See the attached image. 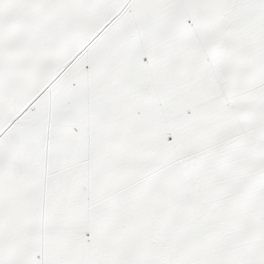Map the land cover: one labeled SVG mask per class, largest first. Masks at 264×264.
<instances>
[{"label":"rangeland","instance_id":"obj_1","mask_svg":"<svg viewBox=\"0 0 264 264\" xmlns=\"http://www.w3.org/2000/svg\"><path fill=\"white\" fill-rule=\"evenodd\" d=\"M130 1L108 0L105 3L106 5H100L98 0H90V7L93 10L108 9L113 13L125 15L127 23L123 27H128L126 31L131 38V46L141 45L138 36L139 29L132 16ZM178 2L188 19V23H192L193 26L195 25L196 30H198V19L191 17L190 4L188 2L185 4L184 0H178ZM236 3L237 0H233L234 7ZM0 4V32L1 35L3 34L0 37L6 38H2L3 41L5 40L4 42L0 39V43H4V45L1 43L0 46L1 48L4 46L6 50L11 49H9L10 52L5 51L4 47L0 50V226L9 227V229L13 227L15 230L17 229L16 227H19V229L22 228L25 235H28L29 231H33L37 225L40 193L43 185H45V175L48 173V170L42 169V162L47 160L46 158H49L50 153H55V149L52 150L51 147L54 141L50 143L49 141L50 139H56V135H54V133H57L56 127L62 125L60 129L61 134L69 131L66 130L67 127L75 134V132L80 130V126L83 125L84 128L88 126V113L86 114L87 117H85V113L80 112L81 99L76 96V91L81 89L80 85L86 79L84 81H76L69 77L97 76L98 71L91 72L89 69L90 61L87 48L99 33L91 37H85L83 41L76 43L72 39L62 38L61 35L64 36V29L55 21L49 22L47 20L48 16H42L45 13L46 6L49 5L62 6L65 4L66 6H73L76 9H83L85 11L86 0H1ZM206 4L212 8L214 7L212 10L214 20L217 19L219 21L220 15L225 16L222 7L214 6L210 0H206ZM207 15H201V20H204ZM59 22L62 24L61 21ZM56 26L60 27V29ZM219 27L218 37L223 38V33L227 30L222 25ZM237 33L240 40L242 34L240 31ZM17 41L20 42V45ZM199 42L202 49L204 48L203 52L206 54L205 56L210 58L213 70L215 71L216 86L214 89L219 91L222 96L221 98L227 103V112L234 113L235 116L232 115V117H235L240 129L232 130L230 127L224 128L225 120L230 117L216 123L214 122L215 120H209V114L203 118L205 120V130L193 129L190 128L193 126V122H195L192 115L188 118L185 117L183 124L184 139L185 141L190 140V144H186L183 149L184 155L181 156L177 154L181 151L182 146L180 145L176 148V151L178 150L176 154L175 145L174 147L172 145L174 140L173 135L169 132L170 127L166 128L164 130L165 136L162 137L164 139L160 145L163 148L168 147L169 162L163 164V167L157 168L155 175L150 178L147 177L148 179H141L138 186L141 187L142 192L146 191L147 195H143L140 204L131 207H136L135 212L142 213L150 224H147L146 227L138 225L136 229L133 226V230L131 228L128 229L126 237L130 239L131 243L129 250L128 248L120 247L118 242L117 244L115 243L119 245L117 247L111 241V243H105L107 244L106 250L110 254V257L103 259L101 264H144L143 259L133 257L134 251L137 249L142 250L146 244L144 241H138L134 238L135 233L140 234L142 232L141 228L143 230L151 228L154 237L157 234H161L160 237L162 238L160 242H152L149 235L144 236L147 238L148 247L155 245L158 248L162 247V249L168 250L199 244L201 248L200 252L197 251L193 254L192 252H188L187 249L185 251H178L174 255L175 257L167 254L164 255V253V257L155 258L153 264H176L177 261H182L183 257L185 262L191 263L195 259L197 260L199 256L202 257L204 255L206 247L204 246V240L209 235L216 234L217 229L225 230L226 225L230 227L231 222V225L235 228L241 225V220L247 222L251 220L255 221L258 217L264 219V169L261 167V161L264 159V144L256 131L257 124L252 119V115H256L257 112L261 115L264 113V77H258V71L251 65L252 63L254 64L251 58L248 64H243L246 68L243 66L240 72L224 71L225 69L217 61L219 56L224 55V50L220 49V54H216L213 49L206 51V40L203 39L201 41L199 37ZM18 45L20 48H17V51L22 56L19 55L16 58V50H14L15 53L11 51ZM28 50L38 53L37 56L34 53L36 59L34 61L30 60L32 62H29V59L25 61L27 59L24 54H28ZM20 51H24V54ZM48 53H51L52 56ZM6 54H8L7 57ZM9 56L13 58H9ZM3 59L7 60L4 61ZM35 60L39 62L38 65ZM20 62L23 67L20 65ZM33 66H35V69ZM39 66H42L44 71ZM149 66L154 69V65L149 64ZM12 68L15 69L13 73ZM184 70H187V67ZM35 72L39 74H35ZM196 72L180 76L181 79H178V73H175L169 77L170 79L165 84H161L163 86L161 90H167L170 97L171 95H175L177 91L183 92L184 88L182 85H177V81L190 80V77L194 79L195 77L192 76ZM80 74L83 75L80 76ZM150 75L151 73L145 79L146 89H148L146 93L149 92L147 85L150 82ZM188 75L190 77H187ZM218 77H227V79L219 80ZM104 82H106V79H104ZM224 83H229V90L225 89ZM103 84L102 82L101 88H106L107 90L111 88ZM97 88L99 87L94 86L89 91L90 94H93L92 97L98 93H102ZM150 88L152 91L149 95V100L144 104L145 106L141 109V112L145 109L152 112L156 108H160V102L158 103L160 99L156 95V90H160V87L153 88L151 81ZM143 99L137 98L140 101ZM256 103L257 106L253 109ZM137 111L140 112L139 109ZM183 111L191 113L192 106L188 105ZM152 114L157 113L153 111ZM171 117L176 118V113L172 116H167V119L169 120ZM161 122L164 121L155 119L154 122L148 123L147 128H151L153 125ZM216 125L219 126L215 127ZM200 133L202 136L201 141L204 143L198 148L197 141L191 143L198 138H190L194 134L199 136ZM246 135H249L247 139ZM126 136L128 140L131 134L129 133ZM191 144L196 145L195 149ZM38 149L41 150L42 156L39 155ZM131 149L130 145L127 144L126 150L128 153ZM34 155L36 156L35 162L33 161ZM39 157H41L40 162L38 161ZM35 166L39 168L40 179H33ZM33 183H37L38 188L40 189L41 187V191L38 188L33 190ZM171 183H174V185L163 190L164 192L158 193L154 196V200L150 198L145 203L144 198L149 199L150 194L148 192L153 194ZM174 190L182 191L169 198V203L165 206H162L161 202L158 203L160 200L168 199L166 195ZM175 203H178L179 206L173 211L177 215L172 216V218L177 216L178 221H182V226L180 227H183L182 232L184 234L182 235L184 236L181 235L182 237L180 238L169 239L171 231L168 233L167 230L165 232L162 230L165 227L164 219L169 218L170 214L168 213L169 215L163 218L161 213L164 210L172 209L176 206ZM181 203L183 204L181 205ZM130 210V207L127 206V209H109L107 211L110 213L114 212L112 214L116 217L112 218L113 223L120 221L126 225V223L132 221V217L134 216ZM94 216H96V223L98 221L101 222L100 229L106 219V214H97L94 211ZM97 225L94 226V232H96ZM114 226L113 232L115 233L113 234L117 238L122 237V226L120 227L118 224ZM126 243L128 244L127 241L124 244ZM25 244H27V241ZM113 244L115 247H113ZM121 244L124 245L123 242ZM137 244L140 245L139 248ZM95 247L96 242L94 241V249ZM113 250L115 254H113ZM109 254L107 255L109 256ZM126 255L127 257H125ZM201 264H205V261H202Z\"/></svg>","mask_w":264,"mask_h":264},{"label":"crops","instance_id":"obj_2","mask_svg":"<svg viewBox=\"0 0 264 264\" xmlns=\"http://www.w3.org/2000/svg\"><path fill=\"white\" fill-rule=\"evenodd\" d=\"M107 1L98 0L100 5H106ZM130 4L133 19L139 29V41L145 52L144 59L148 64L154 65V69L149 67L147 75L148 77L151 73L147 85L149 92L142 100L143 103L140 100H132L130 93L135 92L136 88L127 89L128 91L121 89L123 86L119 83L123 77L121 74L120 77L116 74L105 77H69L76 81L86 79L80 85L81 89L76 91V96L81 99L80 112H84V115L88 113V117L85 116L88 118V126L86 128L80 126V130L75 134L69 127L66 129L69 131L61 134L62 125L56 127L57 133H54L56 139L49 141V143L54 141L51 147L52 150L55 149V153H50L49 158L42 162V169L48 170L44 178L45 185L41 191L37 183L32 184L33 190L38 188L41 191L36 228L25 235L22 228L16 227L15 230L13 227L9 229L1 225L0 264H101L103 259L110 257L105 244L110 241L114 244L118 242L120 247L129 250L131 243L126 237L128 229L133 230V226L136 229L138 225L146 227L150 224L142 213L135 212L136 207L131 208L140 204L144 194L147 195L138 184L141 179L155 175L157 168L163 167L170 159L168 147L163 148L160 145L164 139L162 137L165 136L164 130L170 127L175 152L177 154L176 148L181 145L182 149L177 155L183 156L184 147L190 144V140L184 139L185 117L192 115L195 122L190 128L193 129L205 130L203 118L207 114L209 120H215L216 123L230 117L225 120L224 128L240 129L235 117H232L234 113L227 112V103L221 98L219 91L214 89L216 75L211 60L203 52L204 48L202 49L199 42V31L195 25L188 23L178 0H131ZM230 4H233L232 0ZM235 8L240 17L239 26L242 28L240 32L242 68L244 63L248 64L250 58L254 61L251 65L257 67L261 63L259 60L264 61V0H237ZM186 67L187 70H184ZM195 71L197 72L192 76L194 79L188 75L190 80L177 81V85L184 88L183 92L177 91L170 97L167 90H161L163 87L161 84H165L175 73H178V79H181L180 76ZM262 74L264 75V69ZM151 81L153 88L160 87V90H156L160 108L153 110L157 114H152L153 111L147 109L141 112L152 91ZM102 82L111 88L108 90L101 88ZM94 86L99 87L97 89L102 93L92 97L93 94L89 91ZM188 105L192 106L191 113L183 111ZM255 106L257 103L253 109ZM174 113L176 118L171 117L168 120L167 116ZM252 117L257 124L256 131L264 144V113L261 115L257 112ZM155 119L165 123L161 122L147 128L148 123L154 122ZM165 124H168L167 127ZM217 126L219 125L215 127ZM129 133L131 136L128 141L126 135ZM190 139H196L191 143L197 141L198 148L204 143L201 141V133L199 136L194 134ZM127 144L132 148L129 153L126 150ZM191 145L195 149L196 145ZM41 154L42 152L39 155ZM33 161H36L35 155ZM38 161H41V157ZM38 169L35 166L33 179L41 178ZM173 185L174 183L167 184L153 194L148 192L149 199L145 197V203L150 198L154 200V196ZM181 191H172L166 195L168 199L160 200L158 203L161 202L162 206H165L169 203V198ZM175 205L161 213L163 218L170 214L169 218L164 219L165 227L162 230L163 232L167 230L168 233L171 231L169 239L184 236L183 227H180L182 221H178L177 216L172 218L177 215L173 211L179 204ZM127 206L134 215L132 221L126 225L120 221L113 223L114 212L110 213L107 210L127 209ZM94 211L97 214H106L100 229L101 222L96 223L97 215L94 216ZM241 222L239 227L234 228L231 222L230 227L226 225L225 230L217 229L216 234L209 235L204 240L206 247L202 257L199 256L200 258L191 263L185 262L183 257L182 261H177L176 264H201L202 261H205V264H264V219L258 217L255 221ZM96 224L98 225L94 232ZM115 224L122 226L120 238L113 234ZM141 230L140 234H134V238L146 244L142 250L134 251L133 257L143 259L144 264H153L155 258L164 257L166 254L174 256L178 251L185 249L192 254L201 250L199 244L168 250L155 245L148 247L147 238L144 236L149 235L152 242H160L161 234L154 237L151 228ZM166 238L167 236L165 240ZM126 241L128 244H124ZM114 244L113 247L116 245ZM137 245L139 248L140 245Z\"/></svg>","mask_w":264,"mask_h":264},{"label":"bare ground","instance_id":"obj_3","mask_svg":"<svg viewBox=\"0 0 264 264\" xmlns=\"http://www.w3.org/2000/svg\"><path fill=\"white\" fill-rule=\"evenodd\" d=\"M184 1H185V4H187V2L190 4L191 9L190 8L189 9H190L191 17L194 19H198V28H197L198 30L197 31H199L201 41H203V39L206 40V48H205L206 51L208 49H210V50L213 49L215 51V53L218 54L221 51L220 49L224 50V55L219 56V58L217 60L218 63L221 64V66L225 69L224 71H226V72H229V71L234 72V73L240 72L243 68H242V61H241V57H240L241 56V51H240V45L241 44H240V40L238 38L237 32H239V31L241 32L242 28H241V26H239L240 17H239V14L236 13L237 9L234 7V5L230 4V0H210V2L214 6L222 7L223 11L225 12L224 13L225 16L220 15L221 17H219L220 20L218 21L217 19L216 20L213 19L214 14L212 13V10L214 7L212 8V7L208 6V4H206V0H184ZM90 6H91L90 0H86V5H85L86 10L85 11H83V9H80V10L76 9L73 6L72 7H70L68 5L66 6L65 4H63L62 6L61 5H51V6L49 5V6H46L45 13H43L42 16H48L47 20L49 22L55 21L58 23L59 26H61V28L64 29L65 32L63 31L64 36L61 35L62 38L72 39L76 43L83 41V39L85 37H91V36L99 33L96 36L95 40L92 41V44L90 46H88V48H87V54H88L89 61H90V68L89 69L91 71H98L99 72L96 74L97 76H95V77H105L106 75H109V74H116L117 77H118V75L120 77V74L123 75V77H121V81L119 82V83H122V85H123V86H121V89L133 90L135 87L136 91L130 93V96L132 97L131 99L132 100H137V98L143 99V97H145L147 95L146 90H148V89H146L145 79L148 75L150 66L144 59L145 54H144L142 45L136 46V45L132 44L133 46H131V43H130L131 38L126 31V29L128 27H123L127 23V17L121 13H113L108 9H106V10H102V9L93 10ZM5 8H6V6H5ZM203 14H208V15H207V17H205L204 20H201L202 18H200V17ZM22 15H23V13H22ZM66 16H68V17L65 18ZM59 21H61L62 24ZM57 23H56V25H57ZM221 25L227 30L225 33H223L224 39L218 37L219 31H220L219 26H221ZM58 29H60V27ZM0 35H1V32H0ZM8 35H9V33H8ZM12 37L14 38V36H12ZM2 38L0 37V39H2ZM16 38H17V36H16ZM3 39H6V38H3ZM3 39H2V41H3ZM13 40H15V39H13ZM8 41L10 42V40H8ZM3 42H1V43L4 45ZM9 42H7V43H9ZM17 42H18V44L20 43L19 41H17ZM202 43H204V42H202ZM10 45H12V44H10ZM13 46H14V44H13ZM18 46H16L15 48H13L11 46V48H13V50L11 52H13L14 50H16V52H17L16 58L20 55L19 52L17 51V48H20V46L19 47ZM2 48L0 46V50H2ZM4 49H5V47H4ZM9 49L8 50L5 49V51H9ZM246 51H248V49ZM20 52H22V51H20ZM28 52L29 53L26 55L24 54V51L22 52V54H24V56H26V59H27V60H25V57H24V60L28 61V59H29V62L34 61V59H36L34 53H36V52H33L32 50L31 51L28 50ZM14 53H15V51H14ZM1 54H3V53L1 52ZM37 54L38 53H36V56H37ZM48 54L51 55V53H48ZM53 54H54V52H53ZM59 54H60V52H59ZM222 54H223V52H222ZM7 56H8V54H6V57ZM12 56H14V55H12ZM12 56H9V58ZM20 56H22V55H20ZM1 57H3V56L1 55ZM38 57H39V55H38ZM21 59H23V58H21ZM6 60L7 59H5L4 61H6ZM30 60H32V61H30ZM38 60H41V59H38ZM10 61H11V59H10ZM1 62H2V60H1ZM35 62H37V60H35ZM258 62H261V63L259 65H257V67H255V68L258 71V77H263L264 75L262 73H263V69H264L263 68L264 67V61L262 62L261 60H259ZM38 63L39 62H37V65H38ZM215 64H217V63H215ZM20 65L22 66L21 62H20ZM34 65H35V63H34ZM26 66H28V65H26ZM22 67H18V68H22ZM34 67L35 66H33V68ZM39 67L42 69V71H44L42 66H39ZM7 68H8V66H7ZM15 69L12 68V73H13V71H15ZM41 69H40V71H41ZM36 73H38V72H35V74ZM22 78H24V77H22ZM218 79L219 80H222V79L226 80L227 77H218ZM224 84H225L224 85L225 89L229 90V83H224ZM247 132H249V131H247ZM248 136L246 135V139ZM246 139H245V141H246ZM235 140H233V141H235ZM246 143H247V141H246ZM261 167L264 169V159L261 161Z\"/></svg>","mask_w":264,"mask_h":264}]
</instances>
